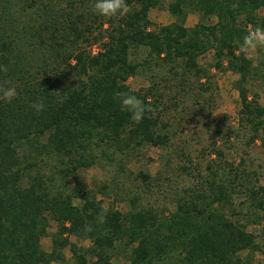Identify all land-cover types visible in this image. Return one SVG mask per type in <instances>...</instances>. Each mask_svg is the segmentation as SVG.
Masks as SVG:
<instances>
[{"label":"trees","instance_id":"1","mask_svg":"<svg viewBox=\"0 0 264 264\" xmlns=\"http://www.w3.org/2000/svg\"><path fill=\"white\" fill-rule=\"evenodd\" d=\"M126 2V15L106 18L95 12L96 0H0V67H7L0 86L18 93L11 103L0 100V264H54L67 247L77 264H88V258L112 264L118 251L127 264H254L259 245L237 217L242 212L234 201L243 197L246 221L257 223L264 173L244 160L208 163L200 185L175 193V209L168 213L142 204L137 195L126 211L104 208L78 170L142 145L166 146L169 136L160 130L167 124L157 99L150 98L154 91L133 90L127 81L140 71L154 80L157 70L180 69L209 91L213 75L198 64L209 50L211 67L238 76V123L251 140L259 137L264 106L250 97L248 84L264 81V59L254 65L238 49L249 31L264 27V0H171L175 20L155 29L149 11L158 0ZM189 12L199 15L192 27L185 26ZM128 91L153 108L141 122L120 110L115 94ZM39 97L46 110L36 114L30 105ZM52 158L64 179L57 188L56 172L44 171L45 159ZM137 175L143 183L150 177ZM101 210L104 224L97 223ZM52 222L56 231L47 251L41 240ZM85 222L92 232H84ZM70 236L89 243L78 246Z\"/></svg>","mask_w":264,"mask_h":264},{"label":"rangeland","instance_id":"2","mask_svg":"<svg viewBox=\"0 0 264 264\" xmlns=\"http://www.w3.org/2000/svg\"><path fill=\"white\" fill-rule=\"evenodd\" d=\"M171 0H158V4L149 11L151 29L167 25L175 20L168 10ZM261 12H264L262 10ZM199 21V15L189 12L185 26L192 27ZM92 53L98 46L89 47ZM143 54H133L135 60H140ZM213 51L209 50L198 58V64L213 75L212 89L202 91L199 80L194 74L165 73L160 69L159 77L150 80L141 71L129 77L127 84L133 90L148 89L154 91L161 110L160 120L167 124L161 129L169 136V142L164 147L142 145L129 153L117 155L111 162L106 159L89 168L78 170V175L86 188L93 191L97 200L104 208L113 207L126 211L129 199L137 195L145 205L164 209L166 213L175 209V193L186 187H198L205 176L208 163L222 162L234 164L244 160L245 166L264 173V130L255 140L249 138L248 132L238 123L239 97L235 86L238 76L229 69L211 67L214 61ZM258 65L264 59V49H258L255 56H248ZM225 65V64H224ZM164 67V66H163ZM250 97L255 98L264 106V81L252 80L248 84ZM214 148L222 151L218 157ZM216 158V159H215ZM40 159V158H39ZM44 163V162H43ZM242 163V162H241ZM47 174H53L57 188L64 179L58 172L59 162L54 158L45 159ZM56 166V167H55ZM181 167H185L183 171ZM149 174V179L143 183L138 172ZM264 185V175L259 179ZM67 186L73 181L65 177ZM244 198L239 196L235 202L237 211L242 214L237 217L247 224V230L252 232L259 245L254 253V264H264V208H256L257 223L247 222L243 213L248 202L242 204ZM228 213V212H227ZM49 233L42 238L41 244L47 251L51 249L52 234L56 231L55 223H51ZM70 242L85 246L89 242L70 236ZM64 258L54 261V264H77L69 248L63 249ZM112 264H127L122 251L115 252ZM88 264H91L88 258Z\"/></svg>","mask_w":264,"mask_h":264},{"label":"clouds","instance_id":"3","mask_svg":"<svg viewBox=\"0 0 264 264\" xmlns=\"http://www.w3.org/2000/svg\"><path fill=\"white\" fill-rule=\"evenodd\" d=\"M129 11L130 7L126 0H96L95 3V12L106 18H113L118 15L123 16ZM258 49H264V27L259 26L243 37V42L239 45L238 50L247 58L248 56H255ZM0 71L7 72V67H0ZM115 95L118 98L120 110L127 112L134 122H141L147 113L153 111L150 105H146L143 100L132 94L131 91L118 92ZM17 96L18 93L15 87L0 86V100L11 103ZM30 107L36 114L43 113L46 110V101L44 98L39 97L31 103ZM97 223H106V215L103 210L97 216ZM83 230L86 234L92 232V225L89 222H85Z\"/></svg>","mask_w":264,"mask_h":264}]
</instances>
